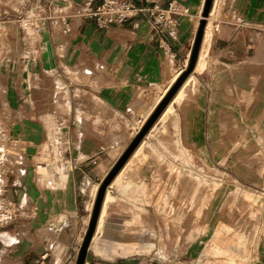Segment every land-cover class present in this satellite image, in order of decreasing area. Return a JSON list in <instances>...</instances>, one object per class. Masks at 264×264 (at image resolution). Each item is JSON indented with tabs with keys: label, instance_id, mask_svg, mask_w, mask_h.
Wrapping results in <instances>:
<instances>
[{
	"label": "crops",
	"instance_id": "1",
	"mask_svg": "<svg viewBox=\"0 0 264 264\" xmlns=\"http://www.w3.org/2000/svg\"><path fill=\"white\" fill-rule=\"evenodd\" d=\"M85 1L0 0V131L25 170L8 176L18 210L0 264H75L102 183L189 65L206 0H178L176 38L143 15L101 27L72 14ZM214 1L205 66L199 54L186 98L184 83L107 186L88 264L242 263L257 229L264 264V0ZM41 3L70 15V37L42 18L23 26Z\"/></svg>",
	"mask_w": 264,
	"mask_h": 264
},
{
	"label": "built area",
	"instance_id": "2",
	"mask_svg": "<svg viewBox=\"0 0 264 264\" xmlns=\"http://www.w3.org/2000/svg\"><path fill=\"white\" fill-rule=\"evenodd\" d=\"M162 0H103L100 4L94 5L91 0L85 1L82 5L76 7L72 14L77 17L95 18L99 26L106 27L113 24H123L129 19L143 15L152 23L155 31L161 33L167 31L169 35L176 38L178 28L181 25V4L178 0H169L167 5L163 6ZM46 19L52 22L54 29L63 37H70L72 34V25L70 15L65 13L63 7L55 8L51 13L45 14V6L41 3L30 7L20 16V21L25 28H32L39 31V26L35 24L39 19ZM163 49L166 53L170 52V45L165 38ZM16 145V140L7 139L0 131V231L5 225L14 219L18 210L15 202L8 196L7 185L9 174L16 170L20 175L25 170L18 169L19 160L8 150L7 144ZM259 233L257 229L254 237L251 238L249 247L246 252L236 250V258H240L242 263H238L237 259L232 256L212 257L209 252L198 255L195 259H189L182 256V253L172 254L168 257L160 254L158 259L151 264H252L257 259L254 249L256 247V237ZM80 249L76 255L75 264ZM157 252V249L155 250ZM234 257V258H233ZM26 264H54L49 259H42L36 263ZM85 264H88L86 261Z\"/></svg>",
	"mask_w": 264,
	"mask_h": 264
},
{
	"label": "water",
	"instance_id": "3",
	"mask_svg": "<svg viewBox=\"0 0 264 264\" xmlns=\"http://www.w3.org/2000/svg\"><path fill=\"white\" fill-rule=\"evenodd\" d=\"M213 2L214 0L205 1L203 13H202V19L200 21L199 28L196 34V38L194 41L192 54H191L188 67L178 77L174 85L171 87V89L168 91L166 96L163 98V100L157 106L155 111L152 113V115L150 116V118L148 119V121L146 122L142 130L140 131V133L135 137V139L132 141V143L130 144L128 149L125 151V153L122 155L118 163L115 165V167L112 169L110 174L106 177V179L102 183L98 191L97 197H96L89 228L84 237L83 243L80 246V251L78 254L76 264H85V262L87 261L88 250H89L92 238L97 228V223H98L99 215L101 212V207L103 204L107 186L110 184V182L115 177V175L119 172V170L123 167V165L127 162V160L131 157V155L134 153V151L138 147L143 137L146 135L149 129L153 126V124L157 121V119L159 118L161 113L164 111V109L169 105V103L171 102V100L173 99L177 91L181 88L183 83L186 81L188 76L193 72L195 65L197 63V60L199 58L201 45H202L203 38L205 35L208 18L212 10Z\"/></svg>",
	"mask_w": 264,
	"mask_h": 264
},
{
	"label": "bare ground",
	"instance_id": "4",
	"mask_svg": "<svg viewBox=\"0 0 264 264\" xmlns=\"http://www.w3.org/2000/svg\"><path fill=\"white\" fill-rule=\"evenodd\" d=\"M215 2V1H214ZM214 6V5H213ZM213 10V8H212ZM215 11V10H214ZM213 15V12L211 13V17ZM210 19V18H209ZM212 30H211V19L209 20V22L207 23V26H206V30H205V35H204V38H203V47H202V50H201V53H200V59H199V63H198V66H196V69L197 70H203L204 66H205V54H204V51H205V44L210 40L211 36H212ZM24 35V34H23ZM209 43V42H208ZM187 80V79H186ZM189 82V79L187 81H185V85L183 86V88L181 89V91L178 93V95L176 96L177 100L180 102L182 100H184L186 98V95H187V90H186V84ZM183 83V84H184ZM171 112V107H169L165 114H164V117L167 116V114H169ZM109 199V198H108ZM108 202V201H107Z\"/></svg>",
	"mask_w": 264,
	"mask_h": 264
},
{
	"label": "rangeland",
	"instance_id": "5",
	"mask_svg": "<svg viewBox=\"0 0 264 264\" xmlns=\"http://www.w3.org/2000/svg\"><path fill=\"white\" fill-rule=\"evenodd\" d=\"M211 30H212V33H213L212 22H211ZM212 33H211V34H212ZM194 82H195V79H194ZM188 93H189V92H188ZM190 93H191V92H190ZM190 93H189L188 95H190ZM0 247H1V246H0ZM3 259H4V260H7V258H6V257H3Z\"/></svg>",
	"mask_w": 264,
	"mask_h": 264
}]
</instances>
